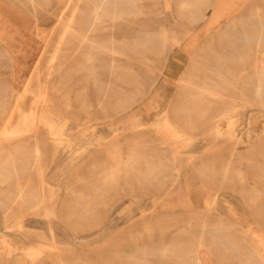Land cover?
Returning <instances> with one entry per match:
<instances>
[{"label": "rangeland", "instance_id": "obj_1", "mask_svg": "<svg viewBox=\"0 0 264 264\" xmlns=\"http://www.w3.org/2000/svg\"><path fill=\"white\" fill-rule=\"evenodd\" d=\"M49 1L46 5L37 2L38 7L32 6L37 21L31 25L43 41L44 49L21 91H16L7 82L5 59L9 55L5 52L0 55L2 245L11 244L16 253L32 252L53 264L49 248L43 246L47 244L37 242L20 229L27 219L39 220L40 228L34 232L44 233L46 243L55 241L59 248L75 251L64 250L63 257L68 264H78L67 259L69 256L66 254L72 253L88 264H126L125 256L115 255L116 250L131 251L145 245L156 247L174 240L196 241L194 216L201 212L211 223L216 222L217 215L221 214L239 225L237 232L246 239L247 245L263 255L264 172L260 169L264 167V109L252 101L253 92L242 87V93L232 88L222 99H202V103L211 107L205 115L195 110L181 111L178 106L191 101L193 88L187 87L185 94L182 91L179 94V87L185 73L195 71L193 67L196 65L190 69L192 61L207 66L204 74L211 77L209 83L224 85L229 71L222 57L234 55L238 60L242 53L248 56L246 62L227 65L239 79L253 76L256 66L262 64L264 53L253 44L248 47L246 36L254 28H257L259 36L264 34V0H221L228 12L214 26L208 23L214 17L216 7L213 4L217 0H129L133 9L141 10L140 14L118 15L115 20L104 15V22L97 26L93 15L87 11L89 4L95 1L104 9H111L113 5L102 2L108 0ZM109 1L121 3L128 0ZM122 6L114 5L117 13ZM203 14L207 17L206 22L198 19ZM39 16L41 21H38ZM233 19L244 23L247 32L240 25L227 26ZM68 23L75 29L74 36L64 34L63 25ZM218 28L231 31L237 46L221 44L216 33ZM78 34L87 35L93 43L80 40ZM163 34L166 41L162 40ZM204 43L212 46L213 53L206 52V49L210 50L209 46L202 52ZM104 44L117 53L102 50L100 46ZM122 62L155 63L152 69L140 70L116 65ZM127 73H130L131 86L135 87L142 77L147 85L152 78H158L154 92L134 106V111L143 110L147 123L157 121L159 124L164 118H169L173 123L189 121L194 126L192 130L181 129L185 140H166L169 134L153 126L145 132L147 138L155 141L150 144L155 151H151L167 159L170 158L168 153H178L176 164L168 165L176 170L157 177L177 178L173 181L169 178L161 190L140 188L137 184L135 189H130L126 182L121 181L120 189L111 190L110 186L105 191L91 216L80 222H67L66 212L72 208L80 209L74 193H91V188L101 183L99 171L111 164L108 145L118 138L126 152L129 145L126 138L136 131L133 128L124 130L121 122L132 112L117 114V108H113L111 101L99 97L96 91L105 88L109 93L120 92ZM215 73H220V76ZM203 75L200 82H203ZM117 97L113 95L112 98ZM18 102L25 113L18 111ZM227 110L233 111L229 113ZM43 112H47L49 124L40 122ZM216 126L224 133L230 131L232 138L217 137ZM53 131L55 134L51 135ZM10 133L15 136L12 143L21 142L13 149V156L8 155L10 150L1 143L3 135ZM28 137L31 151L34 149L29 166L24 165L25 161L21 159L26 157ZM229 160L236 171L221 183L214 178L221 177V173L205 174L197 170L203 163L220 170ZM11 162H15V169ZM5 179L7 181L3 185ZM41 194L56 197L58 205L49 207L56 211L54 216L46 217L42 210L34 213L38 200L42 199ZM8 197L12 198L10 205L7 204ZM47 220L52 222V233L45 224ZM184 230L192 234L181 236L180 232ZM195 248L203 264H225L220 259L221 253L197 245ZM229 256L233 258V255ZM253 261V257L244 254L243 264H254ZM151 262L163 264L158 256ZM1 263L38 264L26 259L14 262L5 257L0 259Z\"/></svg>", "mask_w": 264, "mask_h": 264}, {"label": "crops", "instance_id": "obj_2", "mask_svg": "<svg viewBox=\"0 0 264 264\" xmlns=\"http://www.w3.org/2000/svg\"><path fill=\"white\" fill-rule=\"evenodd\" d=\"M213 5H215L214 7H218L217 2H215ZM32 6L33 5L31 4L30 0H0V55H3L4 52L9 55V58L5 59L7 65L6 77L8 80L7 82L16 91H21L24 88L34 68L36 60L38 59L39 55L42 54L44 49L43 41L36 35L34 26L31 25V23L37 21V18L35 17L36 14H34L35 10H33ZM219 6H224L222 1L219 3ZM215 12L216 10H214V14ZM39 17L40 18H38V21H41L42 17ZM201 17H198V19L206 22V15L203 14V16ZM214 17L209 21V26H214L215 24L219 23L221 18L216 19ZM250 29L248 31H250ZM230 32L231 31L227 30L222 31L218 28L216 30V33L219 34V42L221 44H227L228 39H230L234 42L232 46H237V40L233 37V35L230 34ZM250 32L251 34L249 36H246V40L247 38H252L253 35L256 36L258 34L257 28L252 29ZM247 43L249 45L248 40ZM208 46L210 50L206 49V52L208 51L210 53H213L211 50L212 46L208 45L207 43H204L201 46L202 52H204V49L208 48ZM235 62H237V60H235ZM153 63L155 62H122L117 63L116 65H121L124 69L141 70V68L152 69ZM198 64L201 63L192 61L190 69H192V67L195 65L196 67L193 68L195 70L198 69ZM202 65L205 66V64L203 63ZM205 69H207V67ZM190 73L191 72H187L185 73V76L182 77V80L180 81L179 94H181V91L183 92V94L187 92L186 91L184 93V91L187 89V87L184 85V79L187 78ZM204 76L206 75H203L202 84H205L206 82V84H208L209 86L212 85L208 81L210 80V77ZM126 77L127 79L125 80V85L122 86L120 92H118L119 90H117V92L109 93V90H105V88H99L96 91L99 97H105L103 99H105L106 101H111L113 108H117L115 109V111H117V114L131 111L132 113L130 115H125V118H123L121 122L124 125V130L133 128L136 129V131H134L133 134H130L129 138H126V143L129 144L126 152L123 151L122 143L118 138L117 141L112 142L110 145H108L107 152L109 162H111V164L99 171L101 183L96 187L91 188V193H74L73 196H75L78 208L80 209H78L77 211L75 210V208H72L68 212H66L65 217L67 220H65L67 222L76 223L91 216L95 211V207L101 203V199L105 196V191L109 189L110 186L111 190L120 189L121 181L126 182L130 189H135L137 184L140 186V188L161 190L164 189L165 184L167 183V180L169 178H172V181L173 178H177L157 177V175L160 174L164 175L169 172L171 173L173 171L172 169L176 170L175 167H168V165L172 163L171 165L174 166L176 164L178 153L174 151L168 153L167 156H170V158L167 159L151 151H155V147H150V144L154 140L147 138L145 132H147L148 128H151V126H153L155 129L163 130L169 134V137H167L166 140H182L184 138H182L181 136L183 132V130L181 129L192 130L194 127L192 122L186 121L184 122V124L173 123L169 118H164L159 124H157V121L147 123V118L143 110L138 109L137 111H134V106L140 99H143L146 97V95L152 94L154 92V88L156 86L158 78H150L151 82L149 85H147L144 81V78L142 77L141 79H139L138 87H135L131 86L130 84V73H127ZM113 95H116L118 97L113 99ZM194 96L195 94L193 91V93H191V101L189 103H181L178 106V110L187 112L194 110L192 108V103L194 102L195 98ZM100 100H102V98ZM99 105H101V102H99ZM90 107L91 105H89V109ZM152 107L154 108L153 104ZM157 107L159 106L157 105ZM89 109L83 110L87 112L89 111ZM209 109H211V107L203 103L201 110L197 112L201 113V115H205L209 111ZM230 111L233 110H227V112L232 113ZM50 127L54 129L53 125H51ZM54 134L55 132L53 131L51 135ZM216 134L219 138H232L230 131L224 133L222 129L220 127L217 128V126ZM26 141V157H22L21 159H24V165L29 166L31 165V159L33 157L32 154L34 153V149L33 152L30 149L32 145L31 142H29V137L26 139ZM54 142L57 141L54 140ZM19 150H21V148ZM42 155L44 157V153H42ZM163 155L165 156V154ZM228 162H231V171L230 174H228V177H224V168L226 167ZM228 162H226L220 170L214 169L210 164L207 163L201 164L200 167L197 168V170L205 174L209 172L219 174L221 173V177H214L215 179H219L221 183L224 180H227V178L230 179V176H232V174L236 171L232 166V161L229 160ZM20 165H22V163H20ZM204 178L208 179L211 177ZM83 181L84 180H82V182ZM45 184L47 185L48 182H45ZM97 197H99L100 200H96ZM41 198V201L38 200L37 202L34 213L42 210L45 211L44 216L50 217L51 214L54 216L56 211L54 209L50 210L49 207L55 208L58 205L56 197L53 194L50 196L41 194ZM194 219L195 223L193 224V228L197 231L193 234L195 235L196 241L174 240L167 244L157 245L156 247H149L146 245L142 247L138 246L137 249L131 251L116 250L115 255L125 256L124 262H126V264H153L151 260L156 256H158L163 264H197L199 258V256L197 255L198 249L195 248V246L197 245L199 247L207 249L211 248V251L221 253L222 257L220 259L225 262V264H243L244 254L247 257H253L255 260L253 261L254 264H260L261 261L257 257V254L259 253L249 247L247 245L246 239L237 232V230L239 229V225L232 223L228 218L223 217L221 214L217 215V221L213 223L209 222L206 216L202 215L201 212L196 214V216H194ZM25 222L27 230L33 234V237L37 242L56 246L55 241H53V243L51 244L46 243V237L44 233L34 232V229L40 228L38 227V225L40 224L39 220L27 219ZM45 224L48 227V231L52 233V222H50V220H47ZM180 233L181 236H185L188 233L192 234V232L189 230H184ZM261 243L263 245L262 252L264 254V238L261 240ZM64 250L75 252L71 248H65ZM72 254L73 255L66 254L67 256H69V258H67L68 260L77 261L78 264H88L86 263L85 259L80 257L77 258L74 253ZM229 255H233V258ZM70 257H73V259H70ZM123 259L124 258H122V260Z\"/></svg>", "mask_w": 264, "mask_h": 264}, {"label": "bare ground", "instance_id": "obj_3", "mask_svg": "<svg viewBox=\"0 0 264 264\" xmlns=\"http://www.w3.org/2000/svg\"><path fill=\"white\" fill-rule=\"evenodd\" d=\"M48 1L49 0H40V1L30 0L31 4L33 6L35 5L36 7L39 6L38 3L46 5V4H48ZM102 2L104 5H106L105 3H107V5H109V6L113 5V7L111 9H107V8L104 9L100 4H98L97 2L94 1V3L89 4L90 7L87 10L88 12H90L93 15V21L95 23V26L104 22V18H102V16H104V15H107L106 16L107 19H114L115 20V19H118L117 18L118 15L120 17L123 15L129 16L132 14H140L141 13L140 9H133L132 3L129 0L126 2H121V3L120 2H116V3L110 2L109 0L107 2H104V1H102ZM217 2L220 3L221 0H218ZM49 3H50V1H49ZM99 3H101V2H99ZM119 4H121L123 6H122V8L119 9L120 13H117L116 10L114 9V5H119ZM208 7L209 6H207V8ZM215 10H216V12L214 14V16H215L214 18H216V19L221 18V16H223L224 14H226L228 12V10H226L225 6L224 7L218 6L215 8ZM262 13H264V12H262ZM239 25L242 26V28L244 29V32L247 31V26L242 22L237 23V20H235V19L230 20L227 24V26H231V27H237ZM63 29L65 32L64 34L69 33L73 36L75 35L74 34L75 29L72 27L71 23L64 24ZM78 38L80 40L85 41V42L93 43L87 35L78 34ZM162 40L166 41V35L165 34L162 35ZM247 40L249 42V47L253 44V45L257 46L259 52L264 53V34H261L260 36L258 34L256 36L253 35L252 38L249 37V38H247ZM227 42H228L227 44H229L231 46L234 44V42L230 39H228ZM100 48L106 52L111 51L112 53H117L113 48L107 46L106 44L101 45ZM262 56H264V55H262ZM222 58L224 59L223 62H225L224 66L228 67V71H229L228 72V78L225 79L224 85H219V83H215V85L209 86L208 84H206V82H205V84H202V82L199 81V78L201 77V75L204 74V72H205L204 70L207 67L206 65L204 66L202 64H198V69H196L195 71H192L190 73V75L184 79V81H185L184 85L186 87H192L194 90V94H195L194 97L195 98H194V102L192 103V108L197 112V111L201 110V108L203 106V103L201 101L202 99L203 100H204V98L222 99V97H226L229 95L228 94L229 90L232 88L239 89L240 93H242V91H241V87H242L243 90L253 92L254 97H253L252 101L255 102L259 108L264 109V59H262V61H261L262 64H258L256 66L255 72H254L252 77L248 76V78H246L245 80H242V79H239L237 76H235L233 70L227 64L228 63L241 64V63L247 61L248 56L243 55L242 53L239 54L237 62H235L236 57L234 55H232V56L231 55L230 56L224 55ZM215 75L220 76V73H215ZM248 83H249V85H248ZM238 84H240V85H238ZM252 101H250V103H252ZM17 108H18V111L20 113H25V111H23L21 104L19 102L17 103ZM0 114L3 115V112H1ZM35 121H37V120H35ZM40 122L44 125L49 124L48 119H47V112L46 113L43 112L41 114ZM5 129H6V126H5ZM3 133H4V131H3ZM7 133H9V132H7ZM3 136L4 137L2 138L1 143L3 145H6L8 150H10L8 155L13 156L14 150L18 147V145L19 146L21 145V142L18 144L12 143V138L15 136L11 133L10 134H4ZM230 163L231 162H228L226 167L224 168V177H228V174H230V171H231V168H230L231 164ZM11 164L13 165V168L15 169L16 168L15 162H11ZM27 169H28V167H27ZM260 170L262 172H264V167H261ZM16 173H17V171H16ZM17 176H18V173H17ZM6 181H7L6 179L2 181L3 185L6 183ZM19 197L22 198V193H20ZM6 200L8 201V203H7L8 205H10L12 203L11 197H8ZM25 221L21 224V226L19 225L20 229L24 233L28 232L29 235H31L33 237V234L27 230ZM43 246H47V248H49L51 255H52L51 257L54 260L53 264H68L63 257V255H64L63 250L59 249L55 245H43ZM4 257L6 259H9V260L11 259L14 262H16V261L18 262L21 259H26V260L32 261L34 263L37 262L38 264H50L48 261H44V257L34 256V254L32 252L30 254L16 253V249L13 248L11 246V244L2 245V243L0 241V259L2 260ZM257 257L261 261L260 264H264V254L263 255L257 254ZM197 264H203L202 259L200 257L198 258Z\"/></svg>", "mask_w": 264, "mask_h": 264}]
</instances>
